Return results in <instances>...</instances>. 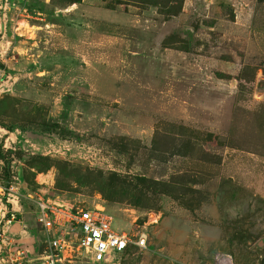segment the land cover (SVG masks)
Returning <instances> with one entry per match:
<instances>
[{"label": "rangeland", "instance_id": "obj_1", "mask_svg": "<svg viewBox=\"0 0 264 264\" xmlns=\"http://www.w3.org/2000/svg\"><path fill=\"white\" fill-rule=\"evenodd\" d=\"M261 83L264 0H0V264H40L32 195L148 233L106 264H264Z\"/></svg>", "mask_w": 264, "mask_h": 264}, {"label": "built area", "instance_id": "obj_2", "mask_svg": "<svg viewBox=\"0 0 264 264\" xmlns=\"http://www.w3.org/2000/svg\"><path fill=\"white\" fill-rule=\"evenodd\" d=\"M11 196L18 202L19 195L13 185H0V224L5 226L19 220L18 212L8 208ZM29 200L33 205L35 222L44 236V249L38 260L40 264H59L62 253L66 251L82 260V264H106L127 252L148 249V233L145 230L130 233L115 224L116 219L105 207H78L58 200H46L38 195H32ZM215 258L212 264H231L225 255L217 254ZM1 262L28 264L25 252L18 246Z\"/></svg>", "mask_w": 264, "mask_h": 264}, {"label": "water", "instance_id": "obj_3", "mask_svg": "<svg viewBox=\"0 0 264 264\" xmlns=\"http://www.w3.org/2000/svg\"><path fill=\"white\" fill-rule=\"evenodd\" d=\"M264 246V240L260 241L258 244H257V247L256 248H261Z\"/></svg>", "mask_w": 264, "mask_h": 264}, {"label": "trees", "instance_id": "obj_4", "mask_svg": "<svg viewBox=\"0 0 264 264\" xmlns=\"http://www.w3.org/2000/svg\"><path fill=\"white\" fill-rule=\"evenodd\" d=\"M259 86H260L262 89H264V84H263V83L259 84ZM3 186H4V185H3Z\"/></svg>", "mask_w": 264, "mask_h": 264}, {"label": "crops", "instance_id": "obj_5", "mask_svg": "<svg viewBox=\"0 0 264 264\" xmlns=\"http://www.w3.org/2000/svg\"><path fill=\"white\" fill-rule=\"evenodd\" d=\"M9 228V227H8Z\"/></svg>", "mask_w": 264, "mask_h": 264}]
</instances>
